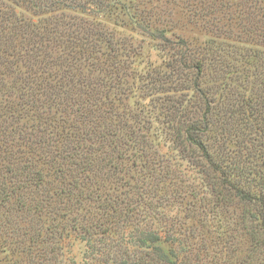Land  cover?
Here are the masks:
<instances>
[{
  "label": "trees",
  "instance_id": "16d2710c",
  "mask_svg": "<svg viewBox=\"0 0 264 264\" xmlns=\"http://www.w3.org/2000/svg\"><path fill=\"white\" fill-rule=\"evenodd\" d=\"M185 1L212 15L215 39L249 25L248 49L264 48L260 0ZM11 2H0V264H60L71 234L92 264H196L191 227L177 242L179 206L201 227L229 217L246 230V261L264 264V73L234 98L224 56L180 41L149 96L189 152L194 186L158 151L149 104L128 102L125 38L78 13L82 0Z\"/></svg>",
  "mask_w": 264,
  "mask_h": 264
},
{
  "label": "rangeland",
  "instance_id": "374dc122",
  "mask_svg": "<svg viewBox=\"0 0 264 264\" xmlns=\"http://www.w3.org/2000/svg\"><path fill=\"white\" fill-rule=\"evenodd\" d=\"M1 1L13 5L11 0ZM82 5L83 12L77 10L78 13L88 20L99 22L117 37H124V40L131 45L129 59L132 92L128 102L130 105L149 104L152 110L150 116L153 119L149 123L150 134L158 151L166 160V164L180 170L190 183L199 186L200 174L191 164V158L187 156L189 152H180L177 144L172 141L169 125L161 120L164 106L157 102L153 103L149 93L152 89L160 87L161 79L166 77L163 73L168 71L166 64L172 61L175 51L178 53L184 50L183 45L180 44L181 40L186 41L187 45H211L213 58L220 59L224 56L223 69L227 72L225 82L226 86L231 85L229 93L234 98L242 95L244 89L251 88L257 82L259 84L257 80L264 73V61H261L264 58V48L252 45L253 50L248 49L245 31L249 25L243 29L233 27V30L217 32L219 38L215 39L214 28L210 25L213 20L212 15H205L200 8H197L200 13L193 14L190 7L194 8V6L188 7L185 0H82ZM259 5L264 8V0H260ZM15 9L19 15L37 20V17L32 16L30 10L25 7H15ZM226 25V22L220 18V27L224 29ZM206 41L210 43L206 44ZM254 50L259 51L257 57L262 58L249 56ZM164 85L169 87L170 82ZM187 94L194 98L191 90ZM197 108L199 109L200 105L197 104ZM176 211H178L175 212L178 214L176 227L181 226L180 234H176L177 242L181 245L185 242L181 233L183 229L189 230L191 227L192 230L186 236L192 233V238L188 239L194 247L190 254L194 257L198 254L199 257L196 264H249L245 258L249 245L248 237L244 234L246 230L237 229L236 225V230H230L233 229L234 223L227 221L229 217L223 218L224 214L216 216L201 227L197 218L184 217L181 206ZM249 224L246 223L247 226H250ZM223 231L227 233L225 238ZM230 231L233 233L231 238ZM83 254L84 245L75 235H68L61 241L60 264H92V259L90 257L86 259Z\"/></svg>",
  "mask_w": 264,
  "mask_h": 264
}]
</instances>
